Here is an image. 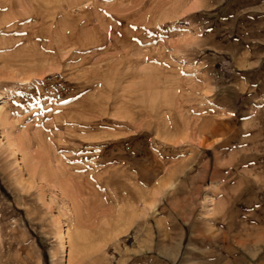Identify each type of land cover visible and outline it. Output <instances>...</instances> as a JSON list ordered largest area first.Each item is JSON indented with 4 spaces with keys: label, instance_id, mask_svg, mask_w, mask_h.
I'll list each match as a JSON object with an SVG mask.
<instances>
[{
    "label": "rangeland",
    "instance_id": "374dc122",
    "mask_svg": "<svg viewBox=\"0 0 264 264\" xmlns=\"http://www.w3.org/2000/svg\"><path fill=\"white\" fill-rule=\"evenodd\" d=\"M0 264H264V0H0Z\"/></svg>",
    "mask_w": 264,
    "mask_h": 264
}]
</instances>
